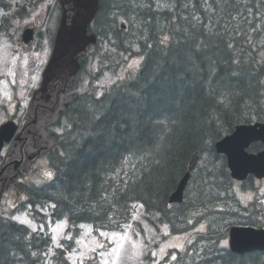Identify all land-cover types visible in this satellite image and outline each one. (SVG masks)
<instances>
[{
    "label": "trees",
    "instance_id": "1",
    "mask_svg": "<svg viewBox=\"0 0 264 264\" xmlns=\"http://www.w3.org/2000/svg\"><path fill=\"white\" fill-rule=\"evenodd\" d=\"M9 1L1 3L4 9ZM118 2L119 10L130 12L128 21L139 17L148 26L141 66L133 78L112 86L99 100L86 96L96 105L88 113V130L52 155L53 181L20 186L36 214L50 207L53 221L68 220L73 239L63 241L47 260L52 239L13 225L0 241V264H71L68 253L80 224H91L96 232L122 231L133 219L134 204L144 207L152 225L166 224L174 234L207 224L206 233L197 235L185 252L170 250L156 263L148 254L145 264H264V252L237 255L222 244L235 224L257 227L258 215L254 205L245 208L251 221L233 213L236 201L230 193L236 182L225 156L215 149L237 126L264 123V63L246 59L255 46L264 47V0H210L209 8L205 0H171L163 11L153 0ZM110 14L102 1L95 17L99 39L118 58L127 57L125 40L114 32L118 16L109 19ZM241 22L258 36L243 38ZM161 35H168L162 45ZM221 97L227 98V106L217 102ZM71 125L76 129L78 124ZM262 148L254 144L249 151ZM195 155L199 162L184 202L170 205ZM253 180L247 182L253 185Z\"/></svg>",
    "mask_w": 264,
    "mask_h": 264
},
{
    "label": "rangeland",
    "instance_id": "2",
    "mask_svg": "<svg viewBox=\"0 0 264 264\" xmlns=\"http://www.w3.org/2000/svg\"><path fill=\"white\" fill-rule=\"evenodd\" d=\"M56 1L12 0V13L14 12L13 15L20 18L18 14H22V10L27 7L28 9H33L32 12L35 14H50V26L53 32H55L56 29L52 25L57 26L60 17ZM153 1L156 2V5L161 11L171 5V0ZM205 3V7L209 8L210 0H205ZM116 8L117 11L110 15V19H115L117 14H121L119 11V2L116 4ZM188 8L189 6L187 5L186 9ZM64 10L67 12V8H64ZM10 14V11L4 10L0 5V125L13 117L19 116L20 127H22L24 124V120L22 119L24 115L23 111L27 109L28 104L27 88L31 87L33 83L36 82L38 72L37 69H29L32 60L30 61V59L26 57V51L22 49L18 43L20 41L23 26L32 22L34 18H39V16L29 18L28 15L27 17L16 19ZM132 18L133 20L130 21L120 19L119 23L117 22L114 25L115 30L119 31V34L116 33V35H120L126 42L125 47L128 49L126 52L128 56L118 58L116 51L111 48L110 44L105 40L100 39V42L96 46L97 49L92 48L91 50V58L88 62L87 68L82 72L81 83L78 85L77 89L73 90V93H75L81 101L87 104L86 106L81 105L82 108L85 109L84 107H86L91 113L94 112V109L88 106V104L91 103L89 99L99 100L103 95L110 93L109 91L112 89V86L118 83L120 84L122 80L126 81L133 78L144 60L142 48L143 44L147 43L148 40V38H146L148 35V26L141 18ZM122 23H126L127 25L125 30L120 29ZM245 25V22L239 23L240 34L243 38L250 34L258 36L254 29H250L248 26L245 27ZM204 26L210 28L209 25ZM6 29H8V32ZM107 31H109L108 27ZM164 37H168V35H161L158 37L160 45L165 43L162 42ZM261 39L262 45L264 43V33L262 34ZM252 40L253 37L250 41ZM250 52V56L246 59L256 58L260 63H264L263 46L259 48L257 45L251 49ZM94 53H97L95 58L93 57ZM49 54L50 48L46 46L44 52L38 56V62L40 63L37 68L48 63L47 58ZM133 61H139V67H129L133 64ZM117 63L118 66L115 65ZM64 68L65 67L59 69V71H63ZM86 96L89 99H86ZM77 107L80 109L79 106ZM71 116L73 117L74 113H72ZM78 126H80L79 128H83L86 126V123H79ZM30 128L31 126L29 125L28 129ZM60 128L65 135L72 130L69 121H64ZM84 135L85 133L80 134V137H83ZM5 154L6 152L4 155ZM42 166L47 168L48 164L42 163ZM136 175H138V173L133 169L131 177H135ZM37 181H39V183H37ZM45 181L44 173L39 171L30 175L26 182L28 184L41 185ZM253 183L254 185L248 183L247 187L250 188L252 186L254 189H247V187L240 184L233 185V194L230 193V196L234 197L236 201L233 213H235L236 217L241 221H251L252 218L247 212H245V208L254 205V209H256L258 215V218L255 219V221L258 222L257 228H264V180L254 181ZM227 197L228 196L226 195L224 198L227 199ZM23 200V196H20L19 204H23ZM4 203L3 216L6 217V219L18 223L12 219V217H24L27 215L32 226L36 229V231H33L32 227L25 225L31 232L44 233L52 238V247H50L51 251L49 249L46 254L47 260L53 256V253L57 249L53 243L54 236L58 237L60 243H62V241H70L65 238L67 236H71L73 239L72 233L68 232L70 226L67 220L57 222L52 221L48 216L47 209L38 214L29 208H25L21 212V206H16L14 196L11 192L7 197H4ZM133 208V219L127 224L131 225V227L127 228V225H125L124 230L122 231L99 230V232H94L92 225L81 224L84 225V227L79 225V237L74 241V249L68 253V260L70 263L73 264V259L70 258L73 257V253L78 255L80 251H87L89 248H96V251L88 253V256H94L97 260V264H102L101 253H104V255L107 256L108 252H110L114 246L109 243L108 239L100 235L102 232L108 234H123L124 232H127L128 236L136 242L138 247L133 248L132 244L126 240L125 247L121 251L120 264H144L145 257L149 252L155 253L157 262L162 260L170 250L185 252L195 237L201 233H206L207 230V224L204 223L195 226L193 229L188 230L187 228L183 232H177L174 234L171 227L166 224L152 225L148 220L149 216L145 213L143 206L134 204ZM224 226L225 225H223V227ZM89 228H91V232L88 231ZM137 233L139 235H136ZM228 234L227 238L222 242V244L226 246H228ZM117 239H119V236H117ZM77 241H80V243H77ZM99 244H103L104 247L99 248ZM176 252L175 254L177 255ZM200 253H198V255H200ZM107 258L111 264L114 257L107 256ZM86 259L89 258L86 256L83 259V264ZM77 264H79V260H77Z\"/></svg>",
    "mask_w": 264,
    "mask_h": 264
},
{
    "label": "flooded vegetation",
    "instance_id": "3",
    "mask_svg": "<svg viewBox=\"0 0 264 264\" xmlns=\"http://www.w3.org/2000/svg\"><path fill=\"white\" fill-rule=\"evenodd\" d=\"M102 1H105L110 9V15L117 11V0H100L101 4ZM62 6L64 5L62 4ZM64 8H67L68 20H71L76 13L74 3L69 2ZM28 14L29 18L39 16V18H34L32 22L24 25L22 29V32L25 28L31 30L34 34V40L31 46H27L21 41L19 45L26 51V57L33 61L38 73L36 82L27 88L28 104L27 109L23 111L24 115L22 118L24 124L20 127L19 116H16L15 121L19 126L14 136L9 142L3 141L0 155V241L4 240L9 232L11 233V227L15 225V222L3 216L4 197H7L11 192L16 206L20 205V196L25 199V196L20 192V186L27 185V178L35 172H43L46 181L54 180L55 170L51 165V158L53 154L59 152L61 146L66 145L73 137L71 134L65 135L62 133L60 127L64 121H69L70 112L76 111V108H78L77 101L74 99L76 94L73 93V90L77 89L82 81V72L73 77L70 69L65 65L63 66L65 67L63 71L58 69L49 82H44L47 64L37 68L40 63L38 62V56L48 46L50 54L47 59L48 61L51 59L56 44L58 27L56 28L52 25L56 29L53 32L50 26V14H35L32 11ZM121 17H125L123 13L118 17L117 22ZM94 27H97L95 18L89 27V33H95ZM116 32L119 31L116 30ZM88 58L89 53L85 59ZM84 61L80 60L81 69L86 67ZM72 99H74L73 104H71ZM29 125L31 126L30 129H28ZM5 152L6 154L4 155ZM42 163H47L48 167L44 168ZM46 170L52 173L51 179L46 178ZM46 209L50 210V207Z\"/></svg>",
    "mask_w": 264,
    "mask_h": 264
},
{
    "label": "water",
    "instance_id": "4",
    "mask_svg": "<svg viewBox=\"0 0 264 264\" xmlns=\"http://www.w3.org/2000/svg\"><path fill=\"white\" fill-rule=\"evenodd\" d=\"M65 6L69 2L74 3L77 13L70 25L67 24L66 11L61 21L58 32L55 52L45 72V83L49 82L55 72L67 66L74 76L80 64L76 56L85 50L89 44H96L97 37L87 36V27L95 16L98 8V0H61ZM124 27V26H123ZM24 41L31 42L32 33L26 31ZM56 120V119H55ZM54 120V121H55ZM17 127L12 122H7L0 129V155L3 141L9 142L14 136ZM260 143L264 147V123L237 126L235 131L219 141L215 149L218 154L227 159L231 178L243 182L250 176L255 179H264V149L258 153L249 151L250 146ZM199 156H193L187 173L180 180L177 189L171 195L169 202L183 203L184 194L189 184L191 172L195 169ZM229 246L232 253L244 255L264 251V229L250 226H234L229 232Z\"/></svg>",
    "mask_w": 264,
    "mask_h": 264
},
{
    "label": "snow or ice",
    "instance_id": "5",
    "mask_svg": "<svg viewBox=\"0 0 264 264\" xmlns=\"http://www.w3.org/2000/svg\"><path fill=\"white\" fill-rule=\"evenodd\" d=\"M168 37H164V40L162 42H167ZM139 61H133V64L130 65L129 67L132 68H137L139 67ZM219 104L227 106V104L229 103L227 101L226 97H221L218 99L217 101ZM162 123V122H161ZM45 176L47 179H51L52 178V173L50 171H45ZM37 183H39V181H37ZM51 207H56L55 204H52ZM12 219H14L15 221H17L19 224L22 225H26L28 227H32L33 231H36V229L32 226L31 221L27 218V215H25L24 217H20V216H14L12 217ZM81 227H84V225H81ZM127 228H130L131 225H127ZM202 230V229H201ZM89 232H91V228L88 229ZM101 236H104L106 239L109 240V243L113 244L114 246L112 247L111 251L108 252L107 256H112L114 257V259L111 261V264H120V259H121V251L124 249L125 247V241L127 240L129 243L132 244L133 248L138 247V245L136 244L135 241L132 240L131 237L128 236L127 232H124L123 234H108V233H100ZM136 235H139L138 233ZM117 236H119V239H117ZM68 240H71L72 237L71 236H67L65 237ZM53 243L55 245L56 248H62L63 246L61 245L58 237L54 236L53 237ZM77 243H80V241H77ZM99 248H103L104 245L103 244H99L98 245ZM51 251V249H50ZM96 248H89L87 249V251H80L78 255H76V253H73V257H70L71 259H73V264H77V260H79V264H83V259L87 256L89 259H95L94 256H88V253L90 252H95ZM54 254V253H53ZM33 256H36V253L33 252L32 253ZM152 255H155V253H152ZM107 256L104 255V253H101V257H102V264H110L109 259L107 258ZM173 260L176 259L175 256L172 257Z\"/></svg>",
    "mask_w": 264,
    "mask_h": 264
}]
</instances>
